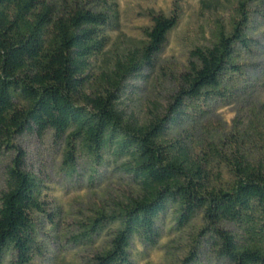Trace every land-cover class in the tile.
I'll list each match as a JSON object with an SVG mask.
<instances>
[{"label": "trees", "instance_id": "16d2710c", "mask_svg": "<svg viewBox=\"0 0 264 264\" xmlns=\"http://www.w3.org/2000/svg\"><path fill=\"white\" fill-rule=\"evenodd\" d=\"M263 0H235L216 22L208 46L188 54L175 76L164 115L139 122L120 109L126 81L152 70L177 17L151 15L139 48L98 75L91 60L104 49L109 17L76 0H0V143L27 131L50 132L65 144L62 167L84 158L91 177L114 159L134 192L111 210L97 209L85 238L117 223L92 264H130L133 241L154 247L157 222L169 206L176 229L201 213L209 244L226 264H264V113L236 134L204 131L199 120L212 101H229L252 54V10ZM188 127L187 129L182 127ZM225 174L227 183H221ZM219 185V186H218ZM41 178L17 157L0 193V264H29L38 250V218H51Z\"/></svg>", "mask_w": 264, "mask_h": 264}, {"label": "rangeland", "instance_id": "374dc122", "mask_svg": "<svg viewBox=\"0 0 264 264\" xmlns=\"http://www.w3.org/2000/svg\"><path fill=\"white\" fill-rule=\"evenodd\" d=\"M85 8L105 12L104 49L91 60V72L98 75L111 68L124 53L141 46L151 15L176 16L177 25L166 38L152 70L126 81L120 109L127 116L145 122L152 115H164L175 91V76L184 70L188 54L208 46L216 22H225L235 0H76ZM250 38L252 54L245 57L244 76L229 101H212L199 120L204 131L230 136L253 121L254 112L264 113V0L252 10ZM188 127H182V129ZM7 148L0 143V193L5 173L21 156L23 168L42 179L51 218H38V250L29 264H92L105 250L118 228L106 222L103 231L91 239L83 236L84 224L97 209L110 211L116 201L135 190L131 176L114 159L98 169L95 177L84 158L76 160L75 172L67 175L62 167L65 144L47 132L39 137L33 131L15 136ZM229 180L225 174L221 183ZM219 186V185H218ZM172 206L160 216L159 240L154 247L133 241L130 264H226L209 244L201 213H196L183 229H176ZM6 257L2 264H9Z\"/></svg>", "mask_w": 264, "mask_h": 264}]
</instances>
